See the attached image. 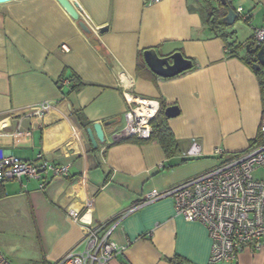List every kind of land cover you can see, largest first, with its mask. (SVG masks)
Wrapping results in <instances>:
<instances>
[{
	"label": "crops",
	"instance_id": "1",
	"mask_svg": "<svg viewBox=\"0 0 264 264\" xmlns=\"http://www.w3.org/2000/svg\"><path fill=\"white\" fill-rule=\"evenodd\" d=\"M227 1L248 18L226 27L230 46L210 29L205 0H69L89 34L56 0L0 4V148L16 160L70 165L66 178L0 183V232L24 235L15 244L28 264L58 261L88 227L259 144L264 93L244 44L264 27V0ZM152 49L180 53L192 69L158 78L142 57ZM125 95L177 107L167 126L179 154L168 158L154 140L116 141ZM95 123L107 125L97 147L85 132ZM193 140L197 158L186 156ZM112 239L122 253L109 264H264V252L211 263L204 226L174 214L170 196L129 214Z\"/></svg>",
	"mask_w": 264,
	"mask_h": 264
},
{
	"label": "built area",
	"instance_id": "2",
	"mask_svg": "<svg viewBox=\"0 0 264 264\" xmlns=\"http://www.w3.org/2000/svg\"><path fill=\"white\" fill-rule=\"evenodd\" d=\"M160 1L146 0V3ZM235 13L243 21L247 17L241 14V9ZM252 39L263 45L264 27L254 29ZM62 48L67 51L64 46ZM125 99L129 107L123 116L124 126L115 135L116 141H149L153 132L151 121L159 105L150 100L136 102L129 95H125ZM260 124L258 145L232 154L169 192L152 193L147 200L105 224L88 227L80 243L52 264H109L122 253V247L112 239L118 224L129 214L164 196L174 201V214L204 226L210 239L211 263L235 262L243 252H264V118ZM200 153L199 144L193 140L186 156L197 158ZM213 155L219 158L223 151L214 149ZM36 159L35 162L16 160L10 152L0 148V183L18 182L23 178L42 183L46 176L54 179L69 175V164L57 165L40 155ZM255 172L261 173L260 178L255 177ZM0 264L11 262L0 254Z\"/></svg>",
	"mask_w": 264,
	"mask_h": 264
},
{
	"label": "water",
	"instance_id": "3",
	"mask_svg": "<svg viewBox=\"0 0 264 264\" xmlns=\"http://www.w3.org/2000/svg\"><path fill=\"white\" fill-rule=\"evenodd\" d=\"M11 0H0V4L9 3ZM57 3L60 4L64 12H66L70 18L77 21L79 28L85 34H89L90 30L88 26L79 20L78 12L76 11V6L69 2V0H56ZM221 4L226 7V15L222 19V23L226 27H230L237 20L238 16L236 15L234 9L229 5L225 4L224 0H221ZM106 31L105 28L101 29L100 32ZM249 48H245V52L247 54H252L253 52L248 50ZM144 59L145 65H147L148 69L156 75L158 78L171 79V77L178 76L183 74V72L189 71L192 69L191 62L186 59L180 53L170 54L169 57H160L157 56L156 52L152 50H146V52L142 55ZM252 69L254 71L264 67V44L261 46L257 54L252 58L251 61ZM178 109L176 106L168 107L164 111L165 117L168 119L173 118L177 115ZM103 126H107L106 124H93L92 127H88L85 132H87L88 138L93 145V147H97L96 142L101 143L104 141V132L102 130Z\"/></svg>",
	"mask_w": 264,
	"mask_h": 264
},
{
	"label": "trees",
	"instance_id": "4",
	"mask_svg": "<svg viewBox=\"0 0 264 264\" xmlns=\"http://www.w3.org/2000/svg\"><path fill=\"white\" fill-rule=\"evenodd\" d=\"M212 2L215 3V5H217V7H215ZM225 4H228L227 0H224ZM221 0H205V5H206V11H207V16L209 17V23L211 25L210 29H213V31L215 32V34H219V36L223 39V41H225L226 46H230L233 44H229L228 43V39L229 36L225 31H226V26H224V24L222 23V19L224 18V16L226 15V7H224L221 4ZM245 23L248 22V18L246 17V19L244 20ZM228 38V39H227ZM245 48L248 47L250 51H252V54H247L246 55V59L245 62L247 64H251L252 58L255 56V54H257V51H259V49L261 48L262 45H258L252 38L249 39V41L247 43L244 44ZM143 54V53H142ZM141 56V55H140ZM142 61V59H140ZM255 76L258 77L259 80V84L261 86V88L263 89V93H264V67L260 68L256 71H254ZM159 110L156 113V115L154 116L153 120L151 121V127L153 129L152 135L149 139L150 140H154L157 141L161 147V149L163 150V152L165 153V155L168 158L174 157L175 155L179 154V150H178V142L177 140L174 139L171 130L168 128L167 126V120L168 118L165 117L164 115V111L167 108L166 105L162 102L159 103ZM77 120L80 121V124L82 126H86L87 123H85L82 119L80 115L76 116ZM127 140H134V139H127ZM136 141V140H134ZM140 140H137V142H139ZM121 142H125V141H121Z\"/></svg>",
	"mask_w": 264,
	"mask_h": 264
},
{
	"label": "rangeland",
	"instance_id": "5",
	"mask_svg": "<svg viewBox=\"0 0 264 264\" xmlns=\"http://www.w3.org/2000/svg\"><path fill=\"white\" fill-rule=\"evenodd\" d=\"M237 26H241L242 24L236 22ZM258 172H255V177L260 178ZM23 234H20V237H23ZM18 238L15 236V234L11 231H8L7 233L0 232V254L3 255L7 259H11L13 264H28V262L25 261L26 257L24 253L20 252V249L15 244L16 242H21L22 238ZM13 255V256H12Z\"/></svg>",
	"mask_w": 264,
	"mask_h": 264
}]
</instances>
